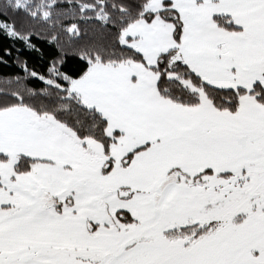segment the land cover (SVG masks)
Here are the masks:
<instances>
[{
    "label": "snow or ice",
    "instance_id": "1",
    "mask_svg": "<svg viewBox=\"0 0 264 264\" xmlns=\"http://www.w3.org/2000/svg\"><path fill=\"white\" fill-rule=\"evenodd\" d=\"M0 38V264H264V0H0Z\"/></svg>",
    "mask_w": 264,
    "mask_h": 264
},
{
    "label": "trees",
    "instance_id": "2",
    "mask_svg": "<svg viewBox=\"0 0 264 264\" xmlns=\"http://www.w3.org/2000/svg\"><path fill=\"white\" fill-rule=\"evenodd\" d=\"M5 43L10 42L5 41L3 38H0V46H3ZM37 47L40 48V52H32L27 49H21L20 54L29 61L30 65L36 67L37 69H43L46 64L52 59V56L54 55V49L52 48V46L48 45L42 40L37 43ZM16 48H20V45L17 44ZM5 59L8 58L5 57ZM14 59L15 52L13 53L12 59L9 61V64L7 66L0 65V74H15L16 72L20 71L18 67L14 63H12ZM66 60L68 61V66L71 67L74 63L71 53H69V55L66 57Z\"/></svg>",
    "mask_w": 264,
    "mask_h": 264
}]
</instances>
